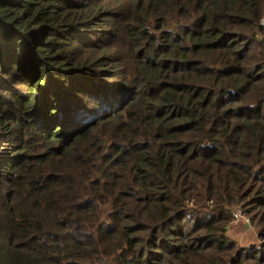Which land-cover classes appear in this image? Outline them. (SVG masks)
<instances>
[{
    "label": "trees",
    "instance_id": "trees-1",
    "mask_svg": "<svg viewBox=\"0 0 264 264\" xmlns=\"http://www.w3.org/2000/svg\"><path fill=\"white\" fill-rule=\"evenodd\" d=\"M263 19L0 0V264H264ZM236 205L260 245L227 237Z\"/></svg>",
    "mask_w": 264,
    "mask_h": 264
},
{
    "label": "rangeland",
    "instance_id": "rangeland-1",
    "mask_svg": "<svg viewBox=\"0 0 264 264\" xmlns=\"http://www.w3.org/2000/svg\"><path fill=\"white\" fill-rule=\"evenodd\" d=\"M262 24L264 26V19ZM236 207H241V205H236L233 208ZM243 214L248 218V221H246L245 218H242L238 221L235 219L231 220L227 226V237L233 240L237 248H249L260 245L262 238L259 237V227H257L255 222L251 221L249 215L245 214L244 212Z\"/></svg>",
    "mask_w": 264,
    "mask_h": 264
},
{
    "label": "built area",
    "instance_id": "built-area-1",
    "mask_svg": "<svg viewBox=\"0 0 264 264\" xmlns=\"http://www.w3.org/2000/svg\"><path fill=\"white\" fill-rule=\"evenodd\" d=\"M242 218H245V220L248 221V218L243 214L241 207L234 208V210H232V220L235 219L236 221H238Z\"/></svg>",
    "mask_w": 264,
    "mask_h": 264
},
{
    "label": "water",
    "instance_id": "water-1",
    "mask_svg": "<svg viewBox=\"0 0 264 264\" xmlns=\"http://www.w3.org/2000/svg\"><path fill=\"white\" fill-rule=\"evenodd\" d=\"M145 30H147V28Z\"/></svg>",
    "mask_w": 264,
    "mask_h": 264
}]
</instances>
